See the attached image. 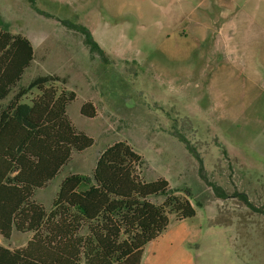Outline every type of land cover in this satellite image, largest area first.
<instances>
[{
    "label": "rangeland",
    "instance_id": "1",
    "mask_svg": "<svg viewBox=\"0 0 264 264\" xmlns=\"http://www.w3.org/2000/svg\"><path fill=\"white\" fill-rule=\"evenodd\" d=\"M72 24L87 27L102 52ZM0 27L35 49L0 108L36 76L59 75L65 81L53 83L77 93L68 116L94 138L35 189V201L50 210L67 175H92L103 150L124 140L143 155L144 180L165 177L196 208L185 218L196 264H264V76L247 81L242 58L227 60L221 39L264 37V0H0ZM87 101L94 117L81 113ZM216 184L246 192L255 208L239 195L218 197ZM32 234L15 229L0 243L19 248Z\"/></svg>",
    "mask_w": 264,
    "mask_h": 264
},
{
    "label": "trees",
    "instance_id": "2",
    "mask_svg": "<svg viewBox=\"0 0 264 264\" xmlns=\"http://www.w3.org/2000/svg\"><path fill=\"white\" fill-rule=\"evenodd\" d=\"M72 25L102 52L87 27ZM34 50L27 36L0 27V101L21 80ZM55 81L65 79L38 75L0 108V235L33 233L19 248L0 243V264H141L145 245L167 229L171 214L190 218L196 208L169 192L165 177L144 180V157L124 140L103 150L92 175H67L50 210L35 201V189L53 179L74 150L94 143L68 116L77 93ZM34 88L38 94L24 100ZM81 113L94 117L97 111L87 101ZM214 190L222 198L239 195L255 208L246 192L230 195L217 184ZM157 194L165 195L163 202L149 199Z\"/></svg>",
    "mask_w": 264,
    "mask_h": 264
},
{
    "label": "crops",
    "instance_id": "3",
    "mask_svg": "<svg viewBox=\"0 0 264 264\" xmlns=\"http://www.w3.org/2000/svg\"><path fill=\"white\" fill-rule=\"evenodd\" d=\"M203 39L205 40L206 37ZM221 39L226 41L223 51L226 59L233 61L235 58H242L244 71L248 75L247 81L251 80L254 84L261 82L264 76V51H261L264 48L255 49L256 47L249 45V42L262 43L264 37H221ZM251 51L253 52L250 53ZM227 72H229L228 66L222 69L221 75L226 76ZM217 76V72L211 76L210 88L219 85ZM189 220L191 219L176 220L171 217L167 229L145 245L141 264H196L195 251L188 244L192 234Z\"/></svg>",
    "mask_w": 264,
    "mask_h": 264
}]
</instances>
